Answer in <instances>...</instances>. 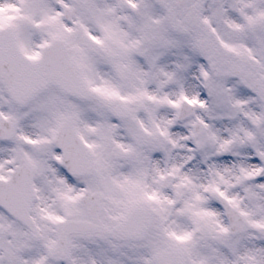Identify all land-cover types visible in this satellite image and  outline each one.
<instances>
[{
    "label": "snow or ice",
    "instance_id": "6c2138e0",
    "mask_svg": "<svg viewBox=\"0 0 264 264\" xmlns=\"http://www.w3.org/2000/svg\"><path fill=\"white\" fill-rule=\"evenodd\" d=\"M0 264H264V0H0Z\"/></svg>",
    "mask_w": 264,
    "mask_h": 264
}]
</instances>
